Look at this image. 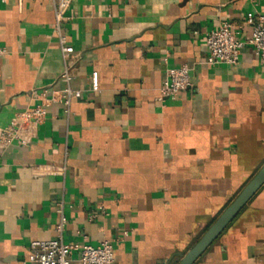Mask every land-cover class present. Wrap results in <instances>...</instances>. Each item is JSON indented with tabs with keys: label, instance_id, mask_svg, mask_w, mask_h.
<instances>
[{
	"label": "crops",
	"instance_id": "0c3cea01",
	"mask_svg": "<svg viewBox=\"0 0 264 264\" xmlns=\"http://www.w3.org/2000/svg\"><path fill=\"white\" fill-rule=\"evenodd\" d=\"M248 12L264 0H71L62 29L83 96L70 116L50 105L31 146L0 150V264H31L32 242L57 234L59 201L67 243L112 238L113 264L180 261L264 164L253 46L238 64L207 62L223 20L250 38ZM54 27L51 0H0V127L65 87ZM183 64L192 85L161 103L166 69ZM194 264H264V185Z\"/></svg>",
	"mask_w": 264,
	"mask_h": 264
},
{
	"label": "built area",
	"instance_id": "2783aa9c",
	"mask_svg": "<svg viewBox=\"0 0 264 264\" xmlns=\"http://www.w3.org/2000/svg\"><path fill=\"white\" fill-rule=\"evenodd\" d=\"M54 6L55 27L54 31L64 60L62 77L66 81L63 88L44 87L39 93V101L31 107L17 112L10 123L0 127V150L8 146L28 147L31 146L36 137L38 127L47 117L48 107L53 103H62L67 116L71 114V103L74 99L83 96V90L72 86V65L68 61V55L74 52V47L67 43V36L62 29V23L67 18L66 12L71 0H51ZM246 22L253 26L251 36L248 40L241 39L239 29L230 21L223 20L217 29L211 31L206 38L208 48L207 62L216 64H238L243 48L246 44L253 46L255 54L264 66V14L248 12ZM6 52L1 43L0 56ZM92 89H99L98 73L94 71L91 75ZM192 85L190 80V66L183 64L179 67H170L165 71L164 79L159 87L158 101L165 103L168 99L175 97L181 91ZM65 204L59 201L56 205L58 222L55 225L56 236L47 240H35L32 242L33 254L31 264H72V255L79 253L81 264H113L115 260L114 239L107 238L98 245L90 243L72 242L67 243L63 238V231L67 223L64 213ZM103 210V206H99ZM92 213L91 218L97 217Z\"/></svg>",
	"mask_w": 264,
	"mask_h": 264
},
{
	"label": "water",
	"instance_id": "95a60500",
	"mask_svg": "<svg viewBox=\"0 0 264 264\" xmlns=\"http://www.w3.org/2000/svg\"><path fill=\"white\" fill-rule=\"evenodd\" d=\"M264 185V164L177 264H194Z\"/></svg>",
	"mask_w": 264,
	"mask_h": 264
}]
</instances>
